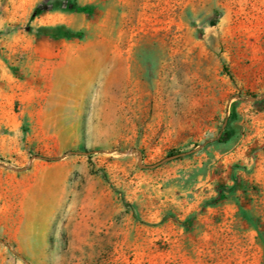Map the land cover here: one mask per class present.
I'll return each instance as SVG.
<instances>
[{
  "label": "rangeland",
  "instance_id": "obj_1",
  "mask_svg": "<svg viewBox=\"0 0 264 264\" xmlns=\"http://www.w3.org/2000/svg\"><path fill=\"white\" fill-rule=\"evenodd\" d=\"M0 264H264V0H0Z\"/></svg>",
  "mask_w": 264,
  "mask_h": 264
},
{
  "label": "water",
  "instance_id": "obj_2",
  "mask_svg": "<svg viewBox=\"0 0 264 264\" xmlns=\"http://www.w3.org/2000/svg\"><path fill=\"white\" fill-rule=\"evenodd\" d=\"M251 99L255 100L256 97H252ZM199 148H200V147H199ZM134 151H136V150H134ZM138 153H139V162H138L139 166H142V167H155V166H157V165L159 164V163H156V164H153V165H150V166H148V165H144V164L142 163V160H143V154H142V152H141L140 150H138Z\"/></svg>",
  "mask_w": 264,
  "mask_h": 264
},
{
  "label": "trees",
  "instance_id": "obj_3",
  "mask_svg": "<svg viewBox=\"0 0 264 264\" xmlns=\"http://www.w3.org/2000/svg\"><path fill=\"white\" fill-rule=\"evenodd\" d=\"M225 139H227V136L225 137Z\"/></svg>",
  "mask_w": 264,
  "mask_h": 264
}]
</instances>
